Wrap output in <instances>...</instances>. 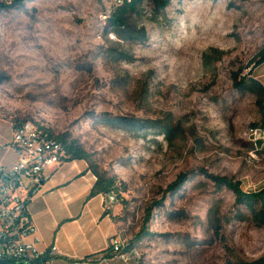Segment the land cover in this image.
<instances>
[{
    "label": "rangeland",
    "instance_id": "1",
    "mask_svg": "<svg viewBox=\"0 0 264 264\" xmlns=\"http://www.w3.org/2000/svg\"><path fill=\"white\" fill-rule=\"evenodd\" d=\"M0 4V118L87 153L137 264L264 258V226L216 181L264 189V116L236 82L264 72V0H141L122 26L115 0Z\"/></svg>",
    "mask_w": 264,
    "mask_h": 264
},
{
    "label": "crops",
    "instance_id": "2",
    "mask_svg": "<svg viewBox=\"0 0 264 264\" xmlns=\"http://www.w3.org/2000/svg\"><path fill=\"white\" fill-rule=\"evenodd\" d=\"M259 68L253 77L264 85ZM16 128L0 118V167L10 168L17 162L12 145ZM96 181L84 161L65 162L46 173L28 205L41 239L39 250L47 253L56 245L61 261L68 264H135L104 253L116 239H123L105 196L89 198Z\"/></svg>",
    "mask_w": 264,
    "mask_h": 264
},
{
    "label": "built area",
    "instance_id": "3",
    "mask_svg": "<svg viewBox=\"0 0 264 264\" xmlns=\"http://www.w3.org/2000/svg\"><path fill=\"white\" fill-rule=\"evenodd\" d=\"M123 5L124 0H115ZM13 148L17 162L10 168L0 167V264H68L56 245L49 252L39 250L41 239L28 205L40 191L46 173L68 159L64 145L47 131L32 123L17 127ZM107 209L117 203L113 193L105 196ZM124 262L134 261L136 253L127 251L126 243L116 239L111 253Z\"/></svg>",
    "mask_w": 264,
    "mask_h": 264
},
{
    "label": "trees",
    "instance_id": "4",
    "mask_svg": "<svg viewBox=\"0 0 264 264\" xmlns=\"http://www.w3.org/2000/svg\"><path fill=\"white\" fill-rule=\"evenodd\" d=\"M19 1L22 3L27 0H19ZM159 1L161 2L162 7L165 8L170 0H159ZM140 2L141 0H124V4L122 5L120 11L112 15L111 20L115 24L122 26L123 20L119 17L118 14H121L122 17H125L128 11L136 10L139 7ZM5 7L6 6L0 4L1 10L6 9ZM262 64H264V54L257 61L255 67H259ZM253 74L254 72L252 69L247 75H244L240 79V81L236 79V82L238 83V85L240 83L239 86L245 87L255 94L257 98L256 104L264 116V85L258 80H256L253 77ZM57 140L60 141L66 149L68 155V159L66 162L84 161L88 164L90 163L88 155L83 149L78 148L75 145H67L66 140L63 138ZM88 168L97 178L96 184L94 185L89 198H94L96 196H101V195L106 196L112 193V191L115 188L114 182L104 180L102 177L99 176L97 171H95L91 167ZM216 181L219 184L218 186L227 187L228 189L232 190L236 196L237 202L246 205L250 209V211H252L256 215L255 217L256 222L259 223L261 226H264V189L258 193H245L244 191H242L241 184L239 182H234L226 178H219ZM174 186L176 185H173L172 187ZM104 253H108L109 255H111L110 254L111 247ZM253 264H264V258L256 261Z\"/></svg>",
    "mask_w": 264,
    "mask_h": 264
}]
</instances>
